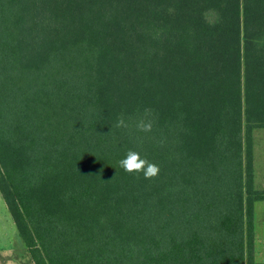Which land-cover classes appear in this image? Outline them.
I'll return each mask as SVG.
<instances>
[{"label": "trees", "instance_id": "16d2710c", "mask_svg": "<svg viewBox=\"0 0 264 264\" xmlns=\"http://www.w3.org/2000/svg\"><path fill=\"white\" fill-rule=\"evenodd\" d=\"M257 128L264 0H0V192L33 264H257Z\"/></svg>", "mask_w": 264, "mask_h": 264}, {"label": "rangeland", "instance_id": "374dc122", "mask_svg": "<svg viewBox=\"0 0 264 264\" xmlns=\"http://www.w3.org/2000/svg\"><path fill=\"white\" fill-rule=\"evenodd\" d=\"M264 136V128L254 130L255 140V163H259L261 150V139ZM255 187L263 189L264 183L261 182L260 173L257 170L255 175ZM264 213V201L255 203V218L257 222ZM256 220V219H255ZM259 229V251L264 248V233ZM264 232V231H263ZM262 236V237H260ZM258 260L264 263V254H258ZM0 264H33L30 255L19 235L18 229L12 219V216L6 206L3 196L0 192Z\"/></svg>", "mask_w": 264, "mask_h": 264}, {"label": "clouds", "instance_id": "9594fccd", "mask_svg": "<svg viewBox=\"0 0 264 264\" xmlns=\"http://www.w3.org/2000/svg\"><path fill=\"white\" fill-rule=\"evenodd\" d=\"M151 114L150 109H145V117H148ZM116 127H128L127 123L123 116L119 117L117 120ZM136 127L139 131L142 132H151L153 128V122L150 119L141 118ZM119 166L130 174H140L143 173L145 179L155 178L159 172V165L156 163L150 162L146 158H142L140 153L129 150L126 154V157L119 161Z\"/></svg>", "mask_w": 264, "mask_h": 264}, {"label": "crops", "instance_id": "0c3cea01", "mask_svg": "<svg viewBox=\"0 0 264 264\" xmlns=\"http://www.w3.org/2000/svg\"><path fill=\"white\" fill-rule=\"evenodd\" d=\"M261 152H260V160H259V163H255V157H256V154H255V140H254V176L256 175L257 173V170L259 171L260 173V179H261V182L264 183V136L262 137L261 139ZM254 180H255V177H254ZM264 189V188H263ZM255 253H254V259H255V262L257 264H264L263 262L259 261L258 260V254L259 255H262L264 254V248L259 251V229L261 228L262 226V229H261V233L263 234L264 232V213L261 214V216L259 217V222H257V216L255 218ZM262 237V236H260Z\"/></svg>", "mask_w": 264, "mask_h": 264}]
</instances>
